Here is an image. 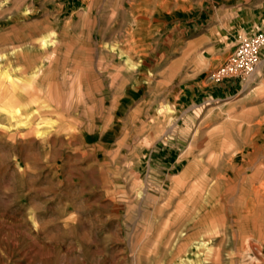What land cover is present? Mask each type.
Wrapping results in <instances>:
<instances>
[{
	"label": "rangeland",
	"instance_id": "1",
	"mask_svg": "<svg viewBox=\"0 0 264 264\" xmlns=\"http://www.w3.org/2000/svg\"><path fill=\"white\" fill-rule=\"evenodd\" d=\"M258 32L264 0H0V264H251L241 196L264 264V46L213 76Z\"/></svg>",
	"mask_w": 264,
	"mask_h": 264
},
{
	"label": "bare ground",
	"instance_id": "2",
	"mask_svg": "<svg viewBox=\"0 0 264 264\" xmlns=\"http://www.w3.org/2000/svg\"><path fill=\"white\" fill-rule=\"evenodd\" d=\"M0 109L5 113L7 118H14L19 117V108H9V107H3L0 105ZM243 192V190H242ZM241 192V195H242ZM253 204L251 203L250 199H243V196L240 197V201L238 203V209L237 214H235V219L238 223V238L241 244V258L249 257V260L251 264H254L255 257L254 252H252L253 244L250 242L251 240L248 238H245L244 231L246 229V226L251 224L253 220ZM262 233L264 234V228H262ZM157 236V235H156ZM245 247V249H244ZM257 248V246H254ZM193 249L188 252L187 255V262L188 264H202V255L204 259L203 264H220L217 257L213 259L211 263L208 261V257L210 255V249L206 248V243L204 241L198 240L192 247ZM205 248V249H204ZM234 249V248H233ZM246 264V262H245ZM249 264V263H248Z\"/></svg>",
	"mask_w": 264,
	"mask_h": 264
},
{
	"label": "built area",
	"instance_id": "3",
	"mask_svg": "<svg viewBox=\"0 0 264 264\" xmlns=\"http://www.w3.org/2000/svg\"><path fill=\"white\" fill-rule=\"evenodd\" d=\"M264 46V33L258 32L239 43L227 59L216 69V80L224 78L243 79L260 63Z\"/></svg>",
	"mask_w": 264,
	"mask_h": 264
},
{
	"label": "crops",
	"instance_id": "4",
	"mask_svg": "<svg viewBox=\"0 0 264 264\" xmlns=\"http://www.w3.org/2000/svg\"><path fill=\"white\" fill-rule=\"evenodd\" d=\"M261 54H262V51H261Z\"/></svg>",
	"mask_w": 264,
	"mask_h": 264
}]
</instances>
